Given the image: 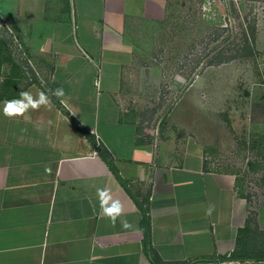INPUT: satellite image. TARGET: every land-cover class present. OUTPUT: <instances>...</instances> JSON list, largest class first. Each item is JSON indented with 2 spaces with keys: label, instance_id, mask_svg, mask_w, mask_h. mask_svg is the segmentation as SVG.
<instances>
[{
  "label": "crops",
  "instance_id": "1",
  "mask_svg": "<svg viewBox=\"0 0 264 264\" xmlns=\"http://www.w3.org/2000/svg\"><path fill=\"white\" fill-rule=\"evenodd\" d=\"M171 5L0 0L20 58L0 42V102L51 97L14 119L0 103V264H264V208L212 168L182 107H153L201 99L202 78L185 91L186 61L169 57L189 38ZM104 187L124 206L115 225Z\"/></svg>",
  "mask_w": 264,
  "mask_h": 264
},
{
  "label": "rangeland",
  "instance_id": "2",
  "mask_svg": "<svg viewBox=\"0 0 264 264\" xmlns=\"http://www.w3.org/2000/svg\"><path fill=\"white\" fill-rule=\"evenodd\" d=\"M171 12L189 38L187 51H171L170 60L186 61L185 91L202 78L201 99L155 100L153 107L186 111L212 168L236 175L256 215L264 208V0H172ZM0 30L4 55L20 60L14 38ZM245 34L256 53L245 50Z\"/></svg>",
  "mask_w": 264,
  "mask_h": 264
},
{
  "label": "clouds",
  "instance_id": "3",
  "mask_svg": "<svg viewBox=\"0 0 264 264\" xmlns=\"http://www.w3.org/2000/svg\"><path fill=\"white\" fill-rule=\"evenodd\" d=\"M52 96H63L64 92L62 88H57L52 91ZM2 103V114L6 118L14 119L16 117H22L29 110H35L41 106H48L51 103V97L48 93L41 91L38 96L34 97L30 91H21L18 98L11 100H5ZM97 199L100 205L101 214L108 218V220L115 225L116 221L122 217L124 212V206L119 199H115L111 191L104 188H97ZM210 207L207 210V214L212 212ZM121 226L124 229L132 228V224L126 219H121Z\"/></svg>",
  "mask_w": 264,
  "mask_h": 264
},
{
  "label": "trees",
  "instance_id": "4",
  "mask_svg": "<svg viewBox=\"0 0 264 264\" xmlns=\"http://www.w3.org/2000/svg\"><path fill=\"white\" fill-rule=\"evenodd\" d=\"M245 36V40L247 41V45L245 46V50H250L251 52L250 53H256L255 52V49H254V47H253V44H254V38H250L249 40H248V34L246 35H244ZM249 41H250V43H249ZM251 41H252V43H251ZM2 58H3V56H2ZM0 67H1V60H0ZM154 264H159L158 262H156V260H154Z\"/></svg>",
  "mask_w": 264,
  "mask_h": 264
},
{
  "label": "built area",
  "instance_id": "5",
  "mask_svg": "<svg viewBox=\"0 0 264 264\" xmlns=\"http://www.w3.org/2000/svg\"><path fill=\"white\" fill-rule=\"evenodd\" d=\"M98 85H99V82H98Z\"/></svg>",
  "mask_w": 264,
  "mask_h": 264
}]
</instances>
